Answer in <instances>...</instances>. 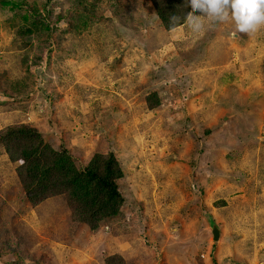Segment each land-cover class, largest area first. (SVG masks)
<instances>
[{
  "label": "rangeland",
  "instance_id": "374dc122",
  "mask_svg": "<svg viewBox=\"0 0 264 264\" xmlns=\"http://www.w3.org/2000/svg\"><path fill=\"white\" fill-rule=\"evenodd\" d=\"M29 3L49 32L23 41L0 10V130L33 125L78 166L114 154L125 202L98 232L73 227L62 200L30 205L0 146V264H264V27L168 32L147 0Z\"/></svg>",
  "mask_w": 264,
  "mask_h": 264
},
{
  "label": "trees",
  "instance_id": "16d2710c",
  "mask_svg": "<svg viewBox=\"0 0 264 264\" xmlns=\"http://www.w3.org/2000/svg\"><path fill=\"white\" fill-rule=\"evenodd\" d=\"M52 0H46V4ZM153 16L165 31H173L184 26L172 25L170 17H186L191 11L185 0H147ZM45 6V5H44ZM13 14L23 24L22 41L42 29L49 32L45 17L29 0H0V10ZM68 13H65V17ZM61 18V17H60ZM59 21V20H58ZM68 27L73 28L68 22ZM84 25L79 23V29ZM154 93L146 98L147 109ZM148 105V106H147ZM0 146L8 158L15 164V176L24 198L32 207L45 200H62L66 209V219L73 227H84L91 233L98 232L103 225L120 216L125 199L118 181L123 177L118 159L112 153L96 154L84 166H78L69 151L62 145L54 149L45 141L39 129L33 125H10L0 130ZM75 231L72 232V235ZM16 245L23 244L22 237H14ZM71 240V236H70ZM21 264H39L38 261L23 255ZM0 260L2 258L0 256ZM25 262V263H24ZM105 264H124L119 255L107 256ZM10 264V263H9ZM14 264H19L16 261Z\"/></svg>",
  "mask_w": 264,
  "mask_h": 264
},
{
  "label": "clouds",
  "instance_id": "9594fccd",
  "mask_svg": "<svg viewBox=\"0 0 264 264\" xmlns=\"http://www.w3.org/2000/svg\"><path fill=\"white\" fill-rule=\"evenodd\" d=\"M185 3L192 11L183 18L171 16L170 23L179 25L183 19L193 33L205 30L204 21L211 27L231 20L235 31L245 34L264 27V0H185Z\"/></svg>",
  "mask_w": 264,
  "mask_h": 264
},
{
  "label": "water",
  "instance_id": "95a60500",
  "mask_svg": "<svg viewBox=\"0 0 264 264\" xmlns=\"http://www.w3.org/2000/svg\"><path fill=\"white\" fill-rule=\"evenodd\" d=\"M205 222L207 223L212 243H217L220 239V230L217 226L216 222L214 221L213 217L209 214H205L203 216Z\"/></svg>",
  "mask_w": 264,
  "mask_h": 264
}]
</instances>
